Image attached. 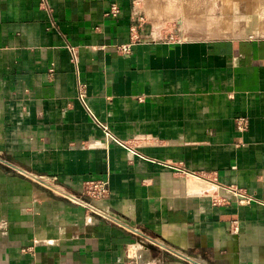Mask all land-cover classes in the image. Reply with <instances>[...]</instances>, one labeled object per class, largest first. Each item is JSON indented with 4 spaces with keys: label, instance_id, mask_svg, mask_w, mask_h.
<instances>
[{
    "label": "crops",
    "instance_id": "0c3cea01",
    "mask_svg": "<svg viewBox=\"0 0 264 264\" xmlns=\"http://www.w3.org/2000/svg\"><path fill=\"white\" fill-rule=\"evenodd\" d=\"M139 14L0 0V264H264V37Z\"/></svg>",
    "mask_w": 264,
    "mask_h": 264
},
{
    "label": "rangeland",
    "instance_id": "374dc122",
    "mask_svg": "<svg viewBox=\"0 0 264 264\" xmlns=\"http://www.w3.org/2000/svg\"><path fill=\"white\" fill-rule=\"evenodd\" d=\"M141 28L161 41L264 37V0H135Z\"/></svg>",
    "mask_w": 264,
    "mask_h": 264
},
{
    "label": "built area",
    "instance_id": "2783aa9c",
    "mask_svg": "<svg viewBox=\"0 0 264 264\" xmlns=\"http://www.w3.org/2000/svg\"><path fill=\"white\" fill-rule=\"evenodd\" d=\"M118 13H119V10L117 8H113L111 15L117 16ZM165 39H167V41H172L173 37L168 36ZM131 47H132V44L124 45L121 47V50L123 51V53L128 54L131 51ZM80 99L82 101H85V95L82 91L80 92ZM43 180H45V179H43ZM44 182H46V180ZM48 186H49V188L56 189V187H54L53 185H48ZM56 190H58V189H56ZM108 190H109V184L107 181H101V182L100 181H90V182L86 183L85 194L83 196L84 197L86 196V197L91 198V199L96 200V201H102L104 198H106ZM60 192H62V191L60 190ZM65 196L69 197L68 195H65ZM70 198L73 201L78 202V203H83L86 206H88L89 208H92L94 210V208L91 206L90 203H85L83 198H81V197L79 198V197H75V196H70ZM96 214H98L99 216H101L103 218H109V216H107L104 212L97 210V209H96Z\"/></svg>",
    "mask_w": 264,
    "mask_h": 264
},
{
    "label": "bare ground",
    "instance_id": "6f19581e",
    "mask_svg": "<svg viewBox=\"0 0 264 264\" xmlns=\"http://www.w3.org/2000/svg\"><path fill=\"white\" fill-rule=\"evenodd\" d=\"M207 182H208V181H207ZM200 183H202V182H200ZM208 183H210V182H208ZM210 184H211V183H210ZM206 185H207V184L205 183V187H206ZM199 186H200V185H199ZM202 187H204V186L202 185ZM202 191H203V190H202ZM206 191H207V190H206ZM206 191H205V192H206ZM207 192H208V191H207ZM201 193H202V192H201Z\"/></svg>",
    "mask_w": 264,
    "mask_h": 264
}]
</instances>
